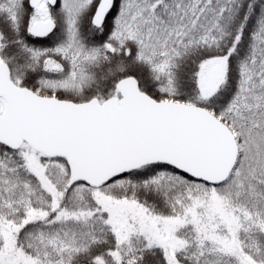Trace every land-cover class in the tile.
I'll list each match as a JSON object with an SVG mask.
<instances>
[{
  "label": "snow or ice",
  "instance_id": "1",
  "mask_svg": "<svg viewBox=\"0 0 264 264\" xmlns=\"http://www.w3.org/2000/svg\"><path fill=\"white\" fill-rule=\"evenodd\" d=\"M0 264H264V0H0Z\"/></svg>",
  "mask_w": 264,
  "mask_h": 264
}]
</instances>
